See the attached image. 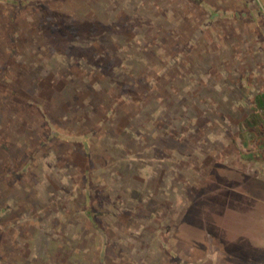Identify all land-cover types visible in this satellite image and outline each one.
Listing matches in <instances>:
<instances>
[{"label":"rangeland","instance_id":"obj_1","mask_svg":"<svg viewBox=\"0 0 264 264\" xmlns=\"http://www.w3.org/2000/svg\"><path fill=\"white\" fill-rule=\"evenodd\" d=\"M246 1L250 7L237 0H56L49 8L64 33L69 14L77 16L78 34L67 35L31 26L47 13L32 2L19 29L34 41L18 44L11 61L12 0L0 1V72L6 64L12 76L38 69L37 81H12L20 82L21 99L7 88L0 97V112L9 98L18 115L32 112L23 128L2 119L0 176L9 170L8 146L11 154H34L11 165L24 171L18 181L0 179L3 264H97L114 241L122 243L113 250L117 262L126 264H264V164L243 158L249 147L240 128L264 96V0ZM247 8H256L258 23ZM211 12L219 14L214 21ZM119 122L141 134L121 137ZM200 125L188 138L185 130ZM52 130L66 136L64 144L46 140ZM86 135L94 162L84 154ZM86 195L96 198L106 244L76 213L74 201L81 209ZM122 212L147 252L138 253L143 243L135 239L122 241Z\"/></svg>","mask_w":264,"mask_h":264},{"label":"trees","instance_id":"obj_2","mask_svg":"<svg viewBox=\"0 0 264 264\" xmlns=\"http://www.w3.org/2000/svg\"><path fill=\"white\" fill-rule=\"evenodd\" d=\"M0 1H7V0H0ZM32 2H34L35 4L39 3V6H36L37 7L36 10L38 8H42V10H45V12H47V13L45 16L42 15L39 17V15H37L36 20L31 22V26H38V24H42L43 26L46 25V28H48L49 31L51 32L50 34H53L54 31H57V33H60V31H61V33L64 35H67L69 33L74 34V32H75V34H78L77 32L79 29L76 28L75 26H73V21H75V18H77L75 12H72V14H69V18L64 22L65 29H67L66 33L63 32V29H60V25L54 24V21H53L54 15H52V10H51V8H49V5L51 4V2L56 3V0H12V2L10 4V7H12V8H11V14L9 15V17H10L9 18V24L6 26V29L8 30V33H7L8 42H7L6 49H7V53L9 54V56H8L9 61L14 60L15 54H17L16 51L20 48L18 44H20V43L23 44L24 42H28L29 44H31L34 41V37L32 36V34L30 32L29 33H25L23 31L21 32V30L19 29L21 26V23H27L28 22V17H27L28 12L34 11L35 7H33L31 5ZM93 6L96 7L98 9V11L101 12V14L107 15L106 14V8H105L106 6L102 7V6H100V4H99V6L94 4ZM218 15H219L218 12H211L210 20L214 21ZM93 16L95 17V19H97V20L99 19L98 15H96V16L93 15ZM78 19L82 20V22H85V21L90 19V16L89 17H79ZM36 21H38V22H36ZM101 21H104V20L101 19ZM24 34H27V36H24ZM103 39H105V38H103ZM108 42H109V40L107 39V36H106V44L105 45L111 46V44H113L112 42H110V43H108ZM51 45H53V44H51ZM47 46H48L47 47V49H48L50 47V45L48 44ZM71 51H72L71 48H69L68 52L71 53ZM44 54L49 55V58H51L53 56L52 55L53 51L48 50V52H46ZM70 56H71V54H70ZM72 59L74 60V63L81 62L82 64H84V62H83L84 57L83 56H81L79 60H77V58H74V56ZM48 63H47V65H50ZM1 70H2V73L0 72V97H1V99L3 98V100H4L3 95H5L4 92L6 91L5 90L6 88H7V90H9L10 93L13 94V97H16V98L22 97V94L20 93V91L18 89L19 86L21 85L20 82H17L18 87L11 86V83H12V81H14V79H16V81L17 80L37 81V75L36 74H37L38 69H36L35 66H31L30 68L23 67L21 70V73L17 76H15V75L12 76V74H11L12 72L10 71V69H8V64H6L5 66L2 65ZM61 74H62V77L66 78L65 75H69V74H71V72L70 71L69 72L62 71ZM1 83H3V84L1 85ZM31 83L35 84L34 85L35 87H33V90H32L34 93L37 89L36 88L37 82H31ZM142 83L145 86H149V84H147V82L144 80L142 81ZM89 85L91 88L93 87L91 83H89ZM33 93H30L32 97L34 95ZM29 100H32V99H29ZM35 100H37V99H35ZM35 100H34V102L37 105H40ZM13 101L14 100H11L10 98L7 100V102L5 101L7 105L4 106L3 111L1 110V112H0V123L2 122V119L4 120V118L6 116V118L10 120V123L17 122L18 123L17 125H19L20 128L29 126L31 124L30 120H32V112H30V110H27V111L23 110L22 111L23 114L20 113L18 115V113H15L13 111V108H14V106H13L14 102ZM96 104L97 103L93 102L94 106ZM256 105H257V107L253 108L254 112L250 115V117H247L240 126V128H242L241 130L244 134L243 135L244 136L243 142H244V144H246L249 147L248 154L247 155L243 154V158H245L246 160H249L251 162H259V163L264 164V96H260L257 99ZM19 109H21V107H19ZM10 110H11V113H9ZM44 116L46 117V114ZM105 121L107 123V119L106 120L102 119V123H104ZM205 122H209V120H207V118H206L202 122V125H205ZM113 125H116L118 127L117 130L120 132L121 137L122 136H129V135L131 137L132 136L135 137V136L141 134L140 130L134 131L133 129H129L128 124H120V122H119L118 124L113 123ZM199 128H201V125L198 127L195 126V127H193V129H190V130L189 129L185 130L189 134L188 138L190 137V135H194L195 133H197L199 131ZM178 129L181 130L182 127L178 128ZM171 131H174V130H171ZM83 137H84L83 138L84 141L82 143L84 144V149H85L84 154L87 156L88 160L94 162V160H93L94 156L92 155V152L90 151L89 146H88V142H87V140L89 139V135H86ZM65 138H66V136H64L62 132H60V131L56 132L55 130H52L49 133V136H47L46 140H49L51 142H59L60 144H64ZM123 138H127V137H123ZM251 144L254 145L253 149L250 148ZM4 148H5V146H4ZM12 149L13 148L10 146L5 148V150L7 152L6 161H8L9 163H6V165L3 166V169H6L7 167H9V168H7V170L8 169L9 170L7 171V174L2 173V175L0 176V179L2 178V176H4L3 178H6L5 175H8V176L11 175L12 179L18 181L19 180L18 178L23 176L24 171L23 170L22 171H18V170L13 171V168L11 167V165H14V163H16V161H22V159H24L23 161H31V158H33L34 154L31 155V157H27V156L25 157L24 154L19 153L20 151L18 153L11 154ZM19 150H22V149H20V146H19ZM137 159H143V157H137ZM142 162L144 163L143 160H142ZM88 165L89 164H86V172L90 173V167ZM86 181H87L88 185H90V176L86 179ZM56 182H60L58 177L56 178ZM55 192H56V189H53L51 191V193H53V194H55ZM134 193H137V195H138V193H140V192L138 190H135V191H133V194ZM73 199H74V197H73ZM94 200H96V198H94V196L86 195L85 196V203L81 205V207H82L81 209L79 208L80 204H78V202L75 200L74 204L76 205V213L78 215L81 214V215H84L85 217H88L89 223L94 228L92 235H94V236H97V234L100 235V237L102 239H104V243L106 244L107 240H105L104 236L107 232L104 228L101 227L102 226L101 223H98L99 220L97 217L99 216L98 215L99 212H98V209H96V206L94 207ZM138 202H139V204L142 203V201H139V200H138ZM79 209H80V211H79ZM121 211H123V210H121ZM135 212H136V210L134 209L132 213H135ZM123 213L124 212L118 214V216H119L118 220L120 219L122 222L121 224H119V227L120 228L122 227V229L124 230L123 232H125V230L128 232H125L126 235L124 237H122V241L125 240L128 242L127 238L133 239V240L135 239V240H137V242L143 243V245H141L142 250H141V252H138V253L143 254V253L147 252V249L149 246H147L146 241L144 242L143 241L144 239L140 237L143 234H141V232H139V231L133 232V234H129L132 231V229L134 228L132 223H130V222L131 221L133 222V220H135L134 218L136 217V215L133 214L128 221V223H130V224H127V220L124 218ZM123 220H125L126 223H124ZM113 243L115 246L113 249H111L112 252L109 255L106 254V249H105L106 245H105L103 252L100 255H98V260H97L98 263L97 264H126V261H128V259L123 258L121 261L117 262L118 254H116V251L115 252L113 251L115 249L117 251H120L121 247H122V245H121L122 243L116 242V241H114ZM35 256H36V254H33V258H35ZM4 261H5V258L0 253V263L3 264ZM12 261L14 262V260H12ZM49 264H52V262H50Z\"/></svg>","mask_w":264,"mask_h":264},{"label":"crops","instance_id":"obj_3","mask_svg":"<svg viewBox=\"0 0 264 264\" xmlns=\"http://www.w3.org/2000/svg\"><path fill=\"white\" fill-rule=\"evenodd\" d=\"M240 4H244L246 7H250V5H248V2L246 0H237ZM250 1V0H249ZM252 1V0H251ZM250 8H247V10L245 11L247 14V18H250L252 23H258L259 20L257 19V11L256 8L249 10ZM264 22V20H263ZM264 33V32H263Z\"/></svg>","mask_w":264,"mask_h":264}]
</instances>
